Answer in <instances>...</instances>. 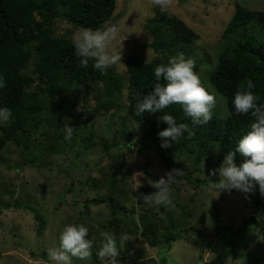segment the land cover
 I'll return each mask as SVG.
<instances>
[{
  "label": "rangeland",
  "instance_id": "rangeland-1",
  "mask_svg": "<svg viewBox=\"0 0 264 264\" xmlns=\"http://www.w3.org/2000/svg\"><path fill=\"white\" fill-rule=\"evenodd\" d=\"M237 3L264 10V0H172L166 11L182 19L197 34L189 55L200 61V71L215 67L216 55L225 44L222 32ZM153 8L149 0H116L112 19L104 24L117 25L120 33L109 45L110 51H122L121 63L113 66L123 82L117 99L109 100L100 92L89 93L84 88L78 92L68 90L52 98L48 105L51 107L53 101L72 102L77 96V113L72 120L62 124V116L46 110L37 116L42 118L38 127L22 138L29 143L28 148L9 141L1 150L0 264H51L47 250L58 246L59 234L68 224H84L96 237L91 259L74 258L73 264H107L98 259L96 252L105 231L102 225L110 217L109 207L106 202L89 200L106 199L112 192V177L116 190L113 194L127 211L121 214L125 222L117 241L120 264H206L219 253L227 255L222 264H264V238L257 228L247 232L243 245L230 234L244 218L256 213L249 198L240 191L221 192L217 196L216 190L209 187L210 180L219 177L218 173L209 175V170L218 168L226 153L216 152L213 144L208 160L190 179L186 178L185 167L192 168V162L180 156L175 158L172 168H162L155 151L144 146L136 124L126 113V57L132 54L149 61L156 56L147 46L151 37L143 30ZM69 29L72 26L64 19L57 21L58 34ZM81 29L85 28L74 29L73 41ZM262 33L257 35L264 39ZM202 73L203 86L217 96L215 110L226 116L225 97L203 80L206 71ZM107 102L111 108L102 106ZM66 125L74 127L71 142L64 139ZM114 138L118 144L104 150L102 140L111 142ZM127 142L133 146L127 147ZM174 168L184 174L172 187L173 206L166 207L169 219L160 206L146 205L138 197L140 193L154 191L149 186L152 180ZM101 176V184L93 185L92 178ZM196 177L201 181L195 182ZM26 205L35 207L43 216L42 234L38 233L35 211ZM141 214L148 217L146 223ZM165 231L174 235L169 242L164 241ZM228 249L230 253L226 252Z\"/></svg>",
  "mask_w": 264,
  "mask_h": 264
},
{
  "label": "trees",
  "instance_id": "trees-1",
  "mask_svg": "<svg viewBox=\"0 0 264 264\" xmlns=\"http://www.w3.org/2000/svg\"><path fill=\"white\" fill-rule=\"evenodd\" d=\"M115 9L116 0H0V75L7 84L0 89V108L7 107L12 112L10 121L0 124V152L9 141L23 149L28 148L29 143L22 138H26L31 129L38 127L42 118L37 116L44 112L50 110L62 116V124L72 120L77 113V96L72 102L53 101L51 107L48 105L52 98L68 90L78 92L84 88L89 93L100 92L109 100L117 99L123 90L119 73L111 67L104 74L92 67V61L86 68L79 67L71 38L77 27L102 29L112 19ZM153 10V15L143 24V30L150 35L151 41L147 46L154 50L156 56L149 61L132 54L126 57V113L136 124L144 146L155 151L162 168H172L175 158L180 156L192 162V168L185 167L188 172L185 177L190 179L203 161L208 160L213 142H219L220 150L227 153L235 148L248 130L250 116L236 115L232 106L238 85L251 79L255 84V93L264 101V39L257 35L263 31L264 37V10L249 9L237 3L222 32L225 44L216 55V65L203 71H200V61L189 55L192 43L197 38L195 31L179 17L167 12L161 13L158 7ZM60 18L70 24L72 29L58 34L55 26ZM181 52L186 58L195 61L194 71L199 77L202 79L201 74L206 71L203 80H207L214 90L225 97L228 108L226 116H221L214 109L212 120L206 125L197 126L192 124L190 118L183 116L181 107L176 104L160 113L135 115L137 98L148 94L155 86V66L167 63L170 56ZM108 102L102 105L106 109L112 106ZM164 114L173 115L177 123H187L195 135L189 139L185 133L178 142H173L172 147L162 148L157 134L167 127L158 120ZM116 144V138L111 142L102 140L104 150ZM126 146L131 148L133 144L127 142ZM239 162L237 159V164ZM103 180V176L92 178L95 186ZM212 180L216 181L218 177ZM110 181L112 192L106 199L93 198L89 201L107 203L110 217L102 226L105 231L114 234L117 243L125 222L121 214L127 211L124 203L113 194L116 191L115 179L112 177ZM200 181L196 177L195 182ZM245 195L256 213L244 218L236 230H230V234L236 236L241 245L252 228H257L264 238V197L260 195L258 186L255 194ZM26 206L35 211L34 215L39 222L38 233L42 234L45 228L43 216L35 207ZM160 209L169 215L166 207L160 206ZM141 218L144 223L148 221L146 214H141ZM164 237V241L169 242L174 235L165 231ZM88 238H92V229L89 230ZM230 251L228 249L226 252ZM226 256L225 253H219L206 264H222Z\"/></svg>",
  "mask_w": 264,
  "mask_h": 264
},
{
  "label": "clouds",
  "instance_id": "clouds-1",
  "mask_svg": "<svg viewBox=\"0 0 264 264\" xmlns=\"http://www.w3.org/2000/svg\"><path fill=\"white\" fill-rule=\"evenodd\" d=\"M152 7H158L165 13L172 0H149ZM120 35L115 24L106 25L102 29H81L74 37V55L79 60V67L86 68L92 61V67L104 74L114 65L121 63L122 51L113 52L109 45ZM195 61L186 58L184 53H178L168 58L167 63L158 64L154 68L155 86L151 92L138 97L135 105V115L144 113L156 114L163 112L171 105H179L183 116L190 118L193 125L203 126L213 118V110L217 107V96L211 94L202 84L199 75L194 71ZM162 81V82H161ZM7 86L5 78L0 75V89ZM255 84L251 79L241 82L232 99L236 115L250 116L248 130L239 139L233 150H228L218 168L209 170V175L219 174L218 180L211 181L209 187L221 192L232 190L255 194L264 197V101L254 91ZM12 112L9 108H0V124L10 121ZM167 125L158 132L162 148H170L173 142H178L187 133L190 139L195 132L187 123H177L170 114L158 117ZM74 127L65 126L64 139L71 142ZM214 143V150L219 152V142ZM239 159V164H237ZM183 170L174 168L152 180L149 184L154 191L140 193L138 199L150 206H173L172 187L183 176ZM216 196V197H217ZM89 237V229L84 224H68L59 234V244L47 250L48 261L51 264H73V259L87 261L93 255L96 237ZM102 242L96 252L101 262L120 264L118 257L120 249L113 233H101Z\"/></svg>",
  "mask_w": 264,
  "mask_h": 264
}]
</instances>
